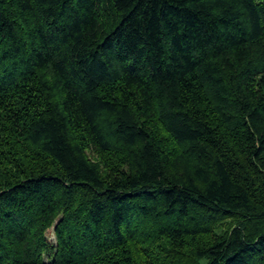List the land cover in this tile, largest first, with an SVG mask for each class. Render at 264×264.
<instances>
[{
  "label": "trees",
  "instance_id": "trees-1",
  "mask_svg": "<svg viewBox=\"0 0 264 264\" xmlns=\"http://www.w3.org/2000/svg\"><path fill=\"white\" fill-rule=\"evenodd\" d=\"M0 264H264V0H0Z\"/></svg>",
  "mask_w": 264,
  "mask_h": 264
},
{
  "label": "rangeland",
  "instance_id": "rangeland-1",
  "mask_svg": "<svg viewBox=\"0 0 264 264\" xmlns=\"http://www.w3.org/2000/svg\"><path fill=\"white\" fill-rule=\"evenodd\" d=\"M48 240L53 242V234L51 232L48 233Z\"/></svg>",
  "mask_w": 264,
  "mask_h": 264
}]
</instances>
